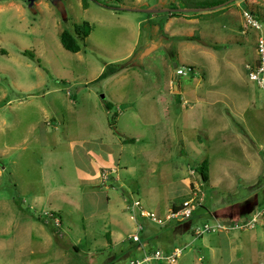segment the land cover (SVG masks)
<instances>
[{
	"label": "rangeland",
	"instance_id": "374dc122",
	"mask_svg": "<svg viewBox=\"0 0 264 264\" xmlns=\"http://www.w3.org/2000/svg\"><path fill=\"white\" fill-rule=\"evenodd\" d=\"M13 1L0 0V264H90L89 247L104 262L111 247L92 243L114 227L103 217L108 204L125 220L132 199L165 212L196 194L207 205L264 196V177L255 188L247 180L248 159L264 152V91L246 68L258 59L261 32L244 16L264 21V0L216 8L206 5L214 0ZM64 29L78 30L80 51L63 46ZM112 62L130 67L126 79L95 81ZM174 63L186 67L178 89ZM120 131L135 141L121 148ZM92 135L115 141L114 162L89 179L104 163L84 150ZM204 161L207 183L196 169ZM121 255L116 264L132 259Z\"/></svg>",
	"mask_w": 264,
	"mask_h": 264
},
{
	"label": "crops",
	"instance_id": "0c3cea01",
	"mask_svg": "<svg viewBox=\"0 0 264 264\" xmlns=\"http://www.w3.org/2000/svg\"><path fill=\"white\" fill-rule=\"evenodd\" d=\"M13 3L14 1L10 0V4ZM237 5H241V3L237 2ZM260 7V10L264 12V2H261ZM243 10L244 8L242 10L238 9L237 11L241 15H243ZM242 28L243 29L241 30V33L246 35H249L251 33L250 31L252 30V28H250V31L245 30L244 27ZM200 35L203 38H206L205 32ZM131 53L132 51H130L129 55ZM255 62L256 61L251 63ZM129 69L130 67H124L118 73L110 77H115L119 74L122 78V80H120L123 81L124 79H126L125 76H127L126 73H128ZM106 109L108 108L106 107ZM106 111L107 112L105 113L107 115L109 111ZM117 113L118 112H116V114ZM119 116L118 118H120ZM129 117L133 118L134 121L139 120L138 113L135 111H132ZM92 136L93 137L87 141V144L89 143L91 145L84 146V150L99 157L104 163L94 164L95 170L94 173H88L89 177L87 178L89 179L100 177V175L102 177L101 169L104 168L107 163L113 164L114 162L110 159L112 153L109 152V150L113 151L111 145L114 144L115 141L105 139L101 135ZM126 138L135 139L134 136L128 137L125 132L120 131L117 141L120 142L121 148L124 147L126 145L125 143L128 142ZM252 141L255 142L254 139H252ZM255 146H257V144H255ZM259 148L261 149V147ZM256 152L258 155L257 157L255 156V154L251 153L252 155L248 159L249 168H251L249 173L251 174H247L250 175L247 180L248 182H254L250 185L252 187L253 184L254 188L255 186L259 187L257 184L264 177V152L261 150L259 151L258 148L256 149ZM110 173L111 172H109V174ZM109 177L112 179V177L114 176H112L111 174ZM117 179L118 178H116L115 180ZM222 180L226 179L224 178ZM215 184L218 185V183L216 182ZM235 186L236 183L234 185L230 184V187L226 189L229 195L234 192ZM224 200L226 199L223 198V200L220 201L219 198H216L215 203H212V205H207V201L205 198L202 205L196 208L191 215V219L194 215L193 220L190 219L191 221H194L193 225H191V221L189 222V225L187 224V221L181 222L188 218L183 220L174 218L170 220L166 225H158L150 221L148 218L141 216L140 214L134 216V213L132 212L130 207H128L131 203L129 200L128 205L127 203L125 204V209H129L131 210V212H129V215L125 217V220H122L121 218H119V213H117V211L115 210H112V208L108 204L103 217L107 219L106 223L108 222V220H110L112 224L114 223V227L105 231V239H102L100 243L96 242L97 240L95 239V232H90H92L91 237L95 239V242H91L94 245L93 248H97L98 246H101V248L109 246L111 248L110 251L107 252L106 259L103 262L95 260L100 250L97 249L96 251H94L93 249H91V247H89L91 255L93 252L95 254V256H91L89 263L116 264L117 258L119 257V255H121V253L124 252H126L130 259L142 256L146 252L158 248H163L165 251H170L175 247L184 246L187 248L176 263H171L166 260H156L152 264H264V216H262L259 221H257L254 227L248 226V222L251 220L252 215L255 214L257 210H259L260 206L264 205V196L261 197L260 192H248V195L237 200L231 201V199L229 198L225 203ZM109 201H111L110 196ZM180 203H170L165 212L162 211L160 205L150 209H154L161 214H166L172 206L174 207V205H178ZM197 210H202V212H198L196 216L195 213ZM209 220L214 221L211 222ZM201 221H203L204 224H206L207 221L211 222L212 224L221 223L223 227L219 228L218 230H213L210 232L206 231L201 235H197L195 233V228L199 226L198 224L200 223L198 222ZM138 223L143 226V229L140 232V241H135L131 236L136 232ZM116 248H118V251H120L119 255L118 253L113 251L116 250ZM124 264H127V262H125Z\"/></svg>",
	"mask_w": 264,
	"mask_h": 264
},
{
	"label": "built area",
	"instance_id": "2783aa9c",
	"mask_svg": "<svg viewBox=\"0 0 264 264\" xmlns=\"http://www.w3.org/2000/svg\"><path fill=\"white\" fill-rule=\"evenodd\" d=\"M244 16L247 20V23L250 24L251 27L260 30L261 32L257 43L258 59L255 63H246V68L249 70V78L254 81L261 90L264 91V21L258 18L257 15L250 10H245ZM185 69L186 67L184 66L178 67V75L184 74ZM203 200L204 196L201 197L196 194L195 196L184 200L181 204L177 205V207L170 209L164 216L154 210L146 209L142 202L138 199H132L130 206L132 207L131 209L134 213V216L140 214L141 216L148 218L150 221L158 225H166L174 218L186 219L191 217L195 209L202 205ZM262 216H264V205H262L252 216L251 220L248 222V226L254 227ZM222 227L223 226L221 223L212 224L207 222L203 226H197L195 228V233L197 235H201L206 231L218 230ZM142 229L143 226L138 223L136 232L131 236L133 240L140 241V232ZM184 250V247H175L168 254H165L159 249L151 250L142 256L132 258L128 264H152L156 260H166L171 263H176Z\"/></svg>",
	"mask_w": 264,
	"mask_h": 264
},
{
	"label": "trees",
	"instance_id": "16d2710c",
	"mask_svg": "<svg viewBox=\"0 0 264 264\" xmlns=\"http://www.w3.org/2000/svg\"><path fill=\"white\" fill-rule=\"evenodd\" d=\"M226 1L228 0H214V1H206V5L208 6V8H212V7H216V6H220L222 4H224ZM84 2V6H87L86 0H83ZM254 13V11H253ZM90 30V25L89 23H85L84 24V31L83 34L84 36L88 34L87 31ZM189 38H194V39H199L200 36H190ZM61 42L63 44V46L73 52H78L82 49L81 43H80V39H79V33L78 30L76 29L75 32L70 30V29H64L61 33ZM27 52V51H26ZM125 64L120 63V62H112V63H108L106 64V67L104 69V71L99 75V77L97 79H95V81H99L101 79L107 78L112 76L113 74L117 73L118 71H120L123 66ZM176 95H180L179 93ZM105 105L108 108V110H112L114 108V103L111 101L106 100L105 101ZM117 114L115 113V116ZM126 140L128 142H134L135 139L134 138H126ZM197 171L200 173L201 178L204 182H209V167L207 164V161L202 162L201 164H199L196 167ZM177 207V205H174V208ZM53 214H56L55 212H53ZM39 220L43 221L49 228L50 230L55 234V235H60L59 227L58 224L56 222H53V220H51L52 222H47L45 218L42 217H38ZM53 219H55V217H53ZM55 221V220H54ZM75 248H77V246H74Z\"/></svg>",
	"mask_w": 264,
	"mask_h": 264
},
{
	"label": "water",
	"instance_id": "95a60500",
	"mask_svg": "<svg viewBox=\"0 0 264 264\" xmlns=\"http://www.w3.org/2000/svg\"><path fill=\"white\" fill-rule=\"evenodd\" d=\"M177 68H178V63H174V80H173V83L175 85V88L178 89V71H177Z\"/></svg>",
	"mask_w": 264,
	"mask_h": 264
}]
</instances>
